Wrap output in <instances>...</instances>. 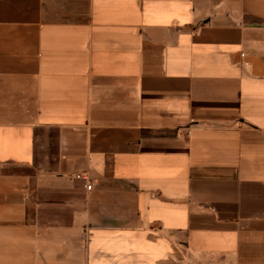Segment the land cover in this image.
<instances>
[{
    "label": "crops",
    "instance_id": "crops-1",
    "mask_svg": "<svg viewBox=\"0 0 264 264\" xmlns=\"http://www.w3.org/2000/svg\"><path fill=\"white\" fill-rule=\"evenodd\" d=\"M0 264H264V0H0Z\"/></svg>",
    "mask_w": 264,
    "mask_h": 264
},
{
    "label": "built area",
    "instance_id": "built-area-1",
    "mask_svg": "<svg viewBox=\"0 0 264 264\" xmlns=\"http://www.w3.org/2000/svg\"><path fill=\"white\" fill-rule=\"evenodd\" d=\"M77 177H82V178L87 179L86 176H84V175H82V174H77ZM85 188L90 189V188H91V184H90L89 182L86 183V184H85Z\"/></svg>",
    "mask_w": 264,
    "mask_h": 264
}]
</instances>
